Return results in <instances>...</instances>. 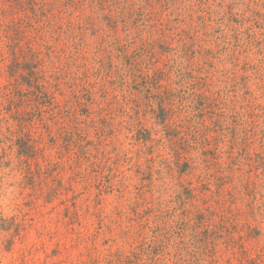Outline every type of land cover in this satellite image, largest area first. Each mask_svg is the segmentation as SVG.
Instances as JSON below:
<instances>
[{
	"label": "rangeland",
	"instance_id": "1",
	"mask_svg": "<svg viewBox=\"0 0 264 264\" xmlns=\"http://www.w3.org/2000/svg\"><path fill=\"white\" fill-rule=\"evenodd\" d=\"M5 2L0 24L34 22ZM47 2L64 29L51 54L35 46L39 70L57 103L75 90L88 108L49 117L0 44V264H264V0ZM68 23L87 61L65 71ZM134 68L158 86H137ZM27 136L40 149L30 165Z\"/></svg>",
	"mask_w": 264,
	"mask_h": 264
},
{
	"label": "trees",
	"instance_id": "2",
	"mask_svg": "<svg viewBox=\"0 0 264 264\" xmlns=\"http://www.w3.org/2000/svg\"><path fill=\"white\" fill-rule=\"evenodd\" d=\"M3 1H13V0H0V18L6 19L8 11L3 8ZM5 2V3H6ZM16 6L20 9H23L25 12H30L31 16L33 15L34 22L32 20L29 22H25L24 19L20 20H7L0 24V44L2 43L5 49H8L7 56L2 54L1 60L4 62H9L7 64L8 72L10 73L11 78H15L16 73L19 70L24 69L27 71L26 76H24V81L29 86V88L33 89V92L37 97L44 99L43 105L48 106V116L54 118L56 115H68L72 116L73 120H77V112L72 111L67 108L68 104L73 103L79 105L84 108H88L87 103L82 100V96L78 94L75 90L72 91L71 96L69 97L66 104H62L60 102L57 103L56 92L52 90L53 86H57L53 84L54 81L46 79L44 73L39 70L40 65L45 63V59L41 58L42 50L37 49L35 46L39 44L42 48L48 47V51L51 54L54 50L52 45H49L51 40L63 31V24H60L56 21V16L52 15L54 12L53 7L54 3H49L47 0H14ZM73 2V1H72ZM10 13V12H9ZM66 31H64L62 36H65L67 42L64 43L66 48H73L75 52H71V55L66 59L65 62V71H69L74 67V63L77 61L76 59L79 57L85 58L87 61V57H84L85 53V42L82 37H78L72 31L74 29V25L72 23L66 24ZM31 32L32 34H28ZM48 38V41H47ZM42 40V42H41ZM119 43V51L121 52V57H127L128 53V45L122 44L121 41ZM4 49V48H3ZM102 44L99 46L96 52H94V63L100 64V69H98V73L102 71H106L107 63L100 58V53L102 50ZM137 54V53H136ZM138 55V54H137ZM23 58H30L31 61H20ZM134 59V57L130 58V61ZM112 60V59H111ZM111 60L108 63V68L111 71L115 65H112ZM81 69V65L78 66ZM130 68H132V63L130 62ZM132 75L134 79V83L137 86L144 83L143 86L154 84L158 86L159 81L157 77H145V75L139 69H131ZM123 72L122 69L118 70V74ZM63 75V78L56 77V83L58 87L61 86V81L67 78V73ZM97 71L95 72V74ZM97 73V76H100ZM108 73L106 77L109 75ZM183 74V73H182ZM53 75L50 76V79H53ZM122 79V87H125L127 84L124 78V72L121 74ZM62 79V80H61ZM61 80V81H60ZM142 80V81H141ZM77 86L82 87L84 94L83 98L86 96L88 102L91 101L89 97L92 94V91L89 87L90 83H86L81 78L79 80ZM75 85V84H74ZM36 91L38 93H36ZM24 92L22 88L19 86V83L16 84L14 88L13 94L19 97L22 96ZM168 95V92H167ZM9 104L12 106L14 102V96L12 93L8 94ZM125 100V99H124ZM167 98L165 96H160L159 101V117L163 119L165 122L168 117L173 112V109L166 104ZM154 107H152V110ZM42 113V111H40ZM22 118L25 119V116L22 115ZM31 137L27 136V140L23 145L20 146L19 155L22 159V163L26 165H30L29 158L35 157L40 149H37Z\"/></svg>",
	"mask_w": 264,
	"mask_h": 264
}]
</instances>
